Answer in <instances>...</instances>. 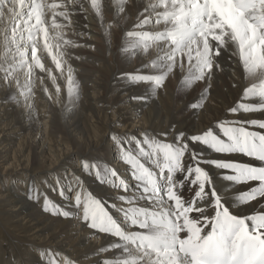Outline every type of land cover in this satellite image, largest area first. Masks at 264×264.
I'll return each mask as SVG.
<instances>
[{"label": "snow or ice", "instance_id": "1", "mask_svg": "<svg viewBox=\"0 0 264 264\" xmlns=\"http://www.w3.org/2000/svg\"><path fill=\"white\" fill-rule=\"evenodd\" d=\"M88 2L103 23L101 0ZM113 2L117 16L128 5V0ZM142 3L134 28L126 32L122 51L129 61L153 52L155 59L122 79L131 85H148L147 90L155 94L172 74L186 72L181 77L183 86L191 89L211 79L214 67L219 70L217 58L222 52L234 56L242 75L250 81L242 91L241 102L230 109L237 119L216 125L222 137L206 130L187 139L215 153L240 155L259 164L203 160L192 153L189 143H182L183 135L176 137L174 144L146 135L142 140L129 141L136 154L123 152L134 185L119 179L115 171L105 170L103 182L129 193L119 197L127 207L119 208L114 216L101 201L91 196L82 200L79 195L73 206L83 209L88 227L114 239L111 247L102 249L115 254L104 264H264V0ZM73 4L83 7L81 0H0V79L9 86L24 87L19 83L20 75L31 82L37 69L45 72L42 53L63 73L64 50L79 45L65 39L62 29L66 25L58 20L69 19L67 8ZM229 46L234 49L231 53ZM53 49L60 50L59 59ZM72 72L69 67L67 91L70 98H77L79 83ZM52 80L55 82V76ZM56 91L60 92L59 86ZM21 94L25 99L30 95L27 91ZM191 107L200 109L203 103ZM245 114L256 118L241 120ZM144 145L151 151H145ZM186 155L190 164L184 163ZM141 157L155 168L146 167ZM203 165L226 170L223 180L228 183L217 189ZM83 168L88 170L89 165L84 163ZM74 182L77 186L80 183L78 178ZM67 189L75 192L71 184ZM185 189L192 193L188 199H184ZM56 191L67 199L64 185L58 182ZM251 205L259 212L243 217L233 212ZM44 211L70 218L68 211L47 198ZM45 255L49 256L48 264H54L51 255Z\"/></svg>", "mask_w": 264, "mask_h": 264}, {"label": "bare ground", "instance_id": "2", "mask_svg": "<svg viewBox=\"0 0 264 264\" xmlns=\"http://www.w3.org/2000/svg\"><path fill=\"white\" fill-rule=\"evenodd\" d=\"M81 3L82 8L80 4L67 8L68 20H58L66 25L62 29L65 39L79 45L64 50L63 73L42 53L45 72L37 69L31 82L20 75L19 83L24 87L9 86L0 79V264H48L46 253L54 264H104L115 254L102 249L115 241L84 223L83 209L73 206L75 196L82 200L91 196L116 216L119 208L127 207L119 197L129 193L103 180L106 170L115 171L124 181L129 178V186L136 183L129 174L130 165L123 160L125 150L136 154L129 141L147 135L174 144L176 137L183 135L182 143H189L187 138L206 130L222 137L216 125L237 119L230 109L241 102L242 91L250 84L238 60L222 52L217 58L219 70L214 67L211 79L191 89L183 86L181 77L186 72L172 74L155 94L147 90L148 85H131L122 78L155 59L153 52L129 61L122 51L126 32L134 28L143 10L142 0H128L119 16L113 0H101L103 23L88 0ZM59 51L53 49L58 59ZM233 51L229 46L228 52ZM69 67L79 83L77 98L68 95ZM25 91L30 93L27 99L21 94ZM196 103H203V107H191ZM239 118L248 121L256 117L245 114ZM189 147L203 160L226 161L238 156L215 153L200 143H189ZM144 148L151 151L146 145ZM111 159L118 167H109ZM140 160L150 170L155 168L151 161ZM184 163L190 164L187 155ZM203 167L217 189L228 183L223 180L226 170ZM77 178L78 186L74 182ZM58 182L64 185L67 199L56 191ZM69 184L75 192L67 189ZM71 192L73 197H69ZM191 194L185 189L184 199ZM45 198L68 211L70 218L45 212ZM233 212L243 217L259 212V208L241 206Z\"/></svg>", "mask_w": 264, "mask_h": 264}, {"label": "rangeland", "instance_id": "3", "mask_svg": "<svg viewBox=\"0 0 264 264\" xmlns=\"http://www.w3.org/2000/svg\"><path fill=\"white\" fill-rule=\"evenodd\" d=\"M108 165H109V167H118L117 166V163H116V161L115 160H109V163H108ZM126 181H127V183L128 182H130V179L129 178H126ZM70 196L69 197H73V195H75L74 193L72 194V192H71V194H69ZM73 199V198H72ZM79 211L81 210V208L80 209H78Z\"/></svg>", "mask_w": 264, "mask_h": 264}]
</instances>
